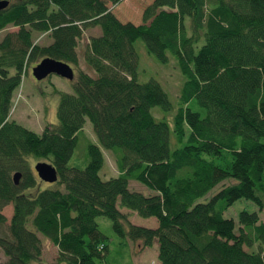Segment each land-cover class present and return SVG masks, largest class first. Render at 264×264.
<instances>
[{"label": "trees", "instance_id": "16d2710c", "mask_svg": "<svg viewBox=\"0 0 264 264\" xmlns=\"http://www.w3.org/2000/svg\"><path fill=\"white\" fill-rule=\"evenodd\" d=\"M5 1L0 31L15 30L0 38V264H44L40 237L60 264H104L97 216L123 244L155 242L157 264H264V0H150L138 23L112 12L122 0ZM93 28L80 51L86 71L77 48ZM137 39L158 62L170 53L183 76L171 129L150 112L171 108L160 84L136 78ZM44 57L74 68L73 92L54 91L56 121L36 133L8 116L24 69ZM85 119L96 143L85 141L78 168L68 161ZM101 147L121 151L115 176L98 174ZM38 160L55 182L37 178ZM239 199L257 210L224 216ZM127 212L156 225L132 224Z\"/></svg>", "mask_w": 264, "mask_h": 264}, {"label": "rangeland", "instance_id": "374dc122", "mask_svg": "<svg viewBox=\"0 0 264 264\" xmlns=\"http://www.w3.org/2000/svg\"><path fill=\"white\" fill-rule=\"evenodd\" d=\"M149 1L150 0H122V2L112 9V12L115 16H120L121 18H126L125 20H131L138 23L140 21L141 9ZM13 30H15L14 27L7 26L5 29L0 31V38L5 32ZM94 33H97L96 28L85 30L78 43V66L86 71H88V69L85 66L83 67L84 64L82 63L80 51L84 48L85 38ZM33 40L40 45L47 44L50 41V39L43 34H34ZM134 50L137 55V80L146 81L150 77L154 78L160 84L162 90L166 93L171 105V108L168 111H163L159 107L153 106L150 109V112L155 119L164 120L171 129L172 117L178 106L179 91L184 80L182 74L178 70L175 58L170 53H167V62H158L152 55L146 52L142 41L139 39L134 42ZM30 67L31 66L28 65L24 69L21 84L14 92L12 98L13 104L10 108L8 117L23 127L39 133L46 124H54L56 121L55 106L57 102V95L54 91L72 93L73 89L70 81L54 74L48 75L40 81L34 80L30 73ZM188 106L193 109H198L193 102H189ZM170 138L173 139L172 134H170ZM86 140L96 143L91 124L87 119L84 121L81 134L78 136L76 145L68 161V165L78 168L85 165L87 162L85 150ZM170 146L172 147V143ZM100 149L103 155V163L98 172L99 176L101 178L115 176L118 174L116 160L121 151L116 148L104 149L101 147ZM34 163L35 162H30L31 169ZM128 189L141 192L144 195L151 193L145 186L133 179H128ZM216 190L217 187L211 189L206 194V197L213 194ZM240 209L252 211L257 210V207L249 201L239 199L233 202L232 205L225 210L223 215L226 217H232L235 221L236 213ZM121 211L125 212L124 208H122ZM10 212V205H7L2 209V213L6 217L9 216ZM259 212V218L263 219L264 209ZM127 214L129 215L128 220L132 224L144 227H154L156 225V221L153 217L143 218L137 216L135 213L127 212ZM95 222L97 223L99 231L104 236L103 241L106 245V250L104 252V264H157L155 257V242L148 247H144L139 241H130L127 239L126 244H123L122 239L112 232L109 219L103 216H97L95 218ZM40 242L41 262L44 264H59L55 246L42 237H40ZM251 249L255 248L252 247ZM3 260L4 258L0 252V263H2Z\"/></svg>", "mask_w": 264, "mask_h": 264}, {"label": "water", "instance_id": "95a60500", "mask_svg": "<svg viewBox=\"0 0 264 264\" xmlns=\"http://www.w3.org/2000/svg\"><path fill=\"white\" fill-rule=\"evenodd\" d=\"M7 5V1L0 0V9ZM31 76L34 80H42L47 75L55 74L66 80H72L73 69L68 64L55 60L49 57L40 59L34 66L30 68ZM33 171L37 178L45 183H53L57 179V174L54 167L47 162L39 161L33 164ZM19 173L15 172L12 175L13 184H17L19 179Z\"/></svg>", "mask_w": 264, "mask_h": 264}, {"label": "bare ground", "instance_id": "6f19581e", "mask_svg": "<svg viewBox=\"0 0 264 264\" xmlns=\"http://www.w3.org/2000/svg\"><path fill=\"white\" fill-rule=\"evenodd\" d=\"M3 8H4V7H3ZM50 75H51V74H50ZM54 75H55V74H54ZM47 76H48V75H47ZM47 76H46V77H47ZM43 79H44V78H43ZM39 81H40V80H39ZM70 81H71V80H70Z\"/></svg>", "mask_w": 264, "mask_h": 264}, {"label": "flooded vegetation", "instance_id": "af4514ba", "mask_svg": "<svg viewBox=\"0 0 264 264\" xmlns=\"http://www.w3.org/2000/svg\"><path fill=\"white\" fill-rule=\"evenodd\" d=\"M60 264V263H59Z\"/></svg>", "mask_w": 264, "mask_h": 264}]
</instances>
